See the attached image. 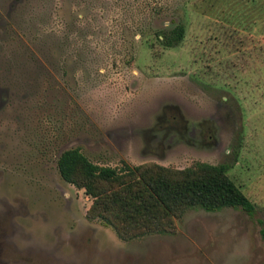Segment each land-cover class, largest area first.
I'll return each mask as SVG.
<instances>
[{
	"label": "rangeland",
	"instance_id": "374dc122",
	"mask_svg": "<svg viewBox=\"0 0 264 264\" xmlns=\"http://www.w3.org/2000/svg\"><path fill=\"white\" fill-rule=\"evenodd\" d=\"M173 49L156 36L175 25ZM228 167L255 206L129 242L57 162ZM264 0H0V264H264Z\"/></svg>",
	"mask_w": 264,
	"mask_h": 264
},
{
	"label": "trees",
	"instance_id": "16d2710c",
	"mask_svg": "<svg viewBox=\"0 0 264 264\" xmlns=\"http://www.w3.org/2000/svg\"><path fill=\"white\" fill-rule=\"evenodd\" d=\"M184 35L180 24L162 31L156 40L162 48L173 49ZM57 167L66 183L84 190L92 200L87 218L111 228L125 242L167 234L174 220L193 209L231 208L250 217L255 213V206L228 177L225 165L197 164L175 170L144 164L117 170L95 165L73 149L61 154ZM260 233L264 239V228Z\"/></svg>",
	"mask_w": 264,
	"mask_h": 264
},
{
	"label": "clouds",
	"instance_id": "9594fccd",
	"mask_svg": "<svg viewBox=\"0 0 264 264\" xmlns=\"http://www.w3.org/2000/svg\"><path fill=\"white\" fill-rule=\"evenodd\" d=\"M249 254V246L240 244L226 258L225 264H244Z\"/></svg>",
	"mask_w": 264,
	"mask_h": 264
}]
</instances>
